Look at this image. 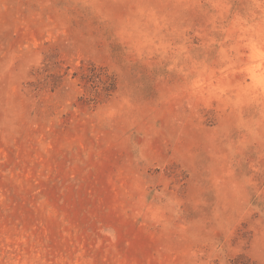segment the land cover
Masks as SVG:
<instances>
[{
  "label": "rangeland",
  "instance_id": "1",
  "mask_svg": "<svg viewBox=\"0 0 264 264\" xmlns=\"http://www.w3.org/2000/svg\"><path fill=\"white\" fill-rule=\"evenodd\" d=\"M0 264H264V0H0Z\"/></svg>",
  "mask_w": 264,
  "mask_h": 264
}]
</instances>
